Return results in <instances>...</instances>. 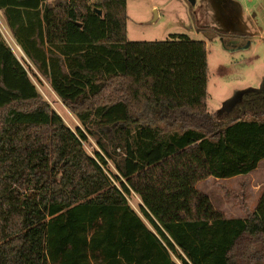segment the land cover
Segmentation results:
<instances>
[{"label":"trees","instance_id":"trees-1","mask_svg":"<svg viewBox=\"0 0 264 264\" xmlns=\"http://www.w3.org/2000/svg\"><path fill=\"white\" fill-rule=\"evenodd\" d=\"M0 11L22 53L0 30V264H264V187L243 217L195 188L264 158V80L209 112L205 41L128 40L126 0ZM31 66L85 130L42 98Z\"/></svg>","mask_w":264,"mask_h":264},{"label":"rangeland","instance_id":"rangeland-1","mask_svg":"<svg viewBox=\"0 0 264 264\" xmlns=\"http://www.w3.org/2000/svg\"><path fill=\"white\" fill-rule=\"evenodd\" d=\"M126 10V34L129 40H165L171 34H185L191 39L205 41L209 112L218 111L237 90L258 88L263 82L264 0H215L214 5L211 0H126ZM230 13L233 19L229 20ZM2 22L0 15L2 35L21 60V50L11 40ZM218 31L228 34L238 31L241 36L223 38L216 36ZM27 72L42 98L61 116L65 124L72 130L76 127L85 130V126L32 66ZM245 117L251 118L252 115ZM258 117L264 119V114ZM86 136L83 147L94 156V152L99 150L96 138L87 132ZM107 169L114 171L110 161ZM263 187L264 158L250 173L229 178L209 176L195 184V188L208 195L214 207L228 217H243L246 211L253 209ZM128 201L139 212V197L131 193ZM242 204L246 207L245 211Z\"/></svg>","mask_w":264,"mask_h":264},{"label":"crops","instance_id":"crops-1","mask_svg":"<svg viewBox=\"0 0 264 264\" xmlns=\"http://www.w3.org/2000/svg\"><path fill=\"white\" fill-rule=\"evenodd\" d=\"M228 1H230V0H228ZM216 2H217V1H216ZM218 2H219V0H218ZM214 3H215V0H211V4L214 5ZM126 13H127V10H126ZM0 14L2 15L1 11H0ZM241 14H242V13H241ZM218 15H219V13H218ZM232 15H233V14L230 13L229 18H228L229 20H230V19H233V18H232ZM239 16H240V14H239ZM219 17H220V16H219ZM197 30H198V29H197ZM6 31H7V34L11 37V35H10V33L8 32L7 29H6ZM126 32H127V31H126ZM11 40L14 42V40L12 39V37H11ZM128 40H129V39H128ZM14 43H15V42H14ZM19 49H20V48H19ZM206 61H207V55H206ZM206 103H207V96H206ZM139 203H140V201H139Z\"/></svg>","mask_w":264,"mask_h":264},{"label":"water","instance_id":"water-1","mask_svg":"<svg viewBox=\"0 0 264 264\" xmlns=\"http://www.w3.org/2000/svg\"><path fill=\"white\" fill-rule=\"evenodd\" d=\"M96 12L98 13V14H101V10H99V9H96ZM240 13V12H239ZM156 16V15H155ZM239 31V30H238ZM238 31H232V32H238Z\"/></svg>","mask_w":264,"mask_h":264},{"label":"flooded vegetation","instance_id":"flooded-vegetation-1","mask_svg":"<svg viewBox=\"0 0 264 264\" xmlns=\"http://www.w3.org/2000/svg\"><path fill=\"white\" fill-rule=\"evenodd\" d=\"M219 16H220L219 18L221 19V15H220V14H219ZM221 21H222V19H221ZM227 37H228V36H227ZM223 38H224V37H223Z\"/></svg>","mask_w":264,"mask_h":264}]
</instances>
